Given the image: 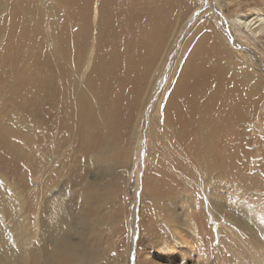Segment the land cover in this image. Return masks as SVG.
Wrapping results in <instances>:
<instances>
[{
    "label": "bare ground",
    "instance_id": "bare-ground-1",
    "mask_svg": "<svg viewBox=\"0 0 264 264\" xmlns=\"http://www.w3.org/2000/svg\"><path fill=\"white\" fill-rule=\"evenodd\" d=\"M245 1L0 0V92L7 87L12 91L0 106V170L14 177L23 192L29 177H38L34 208V200L19 203L13 222L16 237L7 228L0 235V264L86 261L90 252L84 237L91 217L86 192L72 214L80 225L79 242L67 243L61 231L70 228L65 226L68 214L58 212L62 204L53 191L58 184L83 182L78 173L86 172V160L108 164L107 148L121 144L125 128L141 110L153 66L173 47L168 62L191 19H197L199 32L194 45L176 79L170 75L162 84L167 63L163 66L146 106L159 88L161 93L175 81L171 91L161 100L156 95L141 118L147 119L148 130L155 106L164 103L169 143L193 164L206 188H213L208 191H215L219 182L259 189L262 199L252 202L256 213L247 209V218L241 217L246 207L240 201L236 216L228 215L226 221L241 234L252 235L255 245L247 251L255 264H264V224L257 218L264 217V173L249 177L244 169L251 122H258L257 130L264 127V66L257 64L264 59V8ZM189 12V20L182 22ZM6 181L0 187L13 189ZM161 181L154 178V197L164 187ZM50 193L48 208L41 202ZM96 197L89 193V204ZM206 200L210 213L229 214L216 194ZM39 224L48 233L51 250L38 235ZM48 252H53L51 257Z\"/></svg>",
    "mask_w": 264,
    "mask_h": 264
},
{
    "label": "rangeland",
    "instance_id": "rangeland-1",
    "mask_svg": "<svg viewBox=\"0 0 264 264\" xmlns=\"http://www.w3.org/2000/svg\"><path fill=\"white\" fill-rule=\"evenodd\" d=\"M208 1L214 5L213 0ZM254 1L260 5V8H264V0ZM190 16L189 12L186 17H183L182 22L185 23ZM196 21L197 19L190 20L183 37L170 56L173 57L172 61L169 63L170 57L168 62L166 59L173 47L166 50L167 54L162 61L153 66L146 80L144 88L146 90H143L141 94L143 96H141V110L133 116L129 129L125 128L121 144L116 143L117 147L108 146L107 148L105 158L108 164L93 161L96 159L86 160V172L81 169L78 173L83 175V182L74 181L63 186L58 184L53 191L59 199V205H63L61 210L57 209L58 212L63 216L68 214L65 226L70 228L68 231H61L66 232L64 238L67 243L79 242L77 234L80 225L77 217L72 214L74 209L82 205L79 200L82 193L86 192V210L91 217L86 223L84 239H86V250L90 253L83 264H204L205 261L211 262L210 264H255V259L247 251V246L252 247L254 244L251 242L252 235L249 232L241 234L239 228L232 226L226 220L231 215L236 216L234 212L240 201H243L242 204L246 207L241 217L244 218L246 214L247 218V209H252L251 211L256 213L258 207L252 202L262 199L259 189L231 186L227 183L224 185L223 182H219L215 191H208L213 188L211 186L206 188L204 179L202 180L201 175L193 168V164L187 161L182 153L175 151L169 143L170 128L162 113L164 103L161 108L160 105L155 106L148 130L147 119L145 118L143 122L141 118L142 109L152 95L154 82L159 78L166 63L167 69L161 79L162 84L170 75L172 80L176 79L175 76L178 75L179 67L183 64L189 47L194 45V39L198 37ZM232 34L237 35L234 32ZM241 42L247 48H253L251 41L242 39ZM260 63L264 66V59L257 61L258 65ZM174 82L167 84L162 94L160 93L162 87L156 91L161 95L160 100L165 98L167 91H171ZM158 94L153 95L145 108L144 116L147 114L150 103L155 102ZM11 95L12 91L9 87L1 91L0 106L3 103L2 100H6ZM257 123V121L251 122V131L245 146L247 157L244 169L249 177H254L257 171L264 173V127L255 129ZM1 173L0 170V183L7 178L5 183L13 189L0 187V235H3V229L7 228L12 238H15L13 224L17 218L16 214L20 211L19 203L28 198V200H34L31 210L34 208L37 193L33 190L38 177L30 176L26 182L28 188L23 192L19 182L14 181V177ZM154 178L162 180V186H164L157 197L153 194ZM91 192L98 196L96 199H99L94 201V204H89L87 198ZM53 193L42 199V205L45 202L44 205L48 208L52 207L48 201L51 200ZM11 194L15 196L14 202ZM211 194H216L229 214L210 213L206 205V197ZM257 218L264 224V217L257 216ZM41 219L46 221L44 216ZM31 221L33 222L32 218L30 220L32 226ZM75 227L77 233L73 230ZM45 231L43 229L42 234L38 231V235H42L43 243L48 250H51L48 233ZM235 235L237 238L234 237ZM31 246L30 250H33ZM3 248L0 240V252L4 250ZM48 254L51 257L53 252ZM38 264L43 262L39 261Z\"/></svg>",
    "mask_w": 264,
    "mask_h": 264
}]
</instances>
